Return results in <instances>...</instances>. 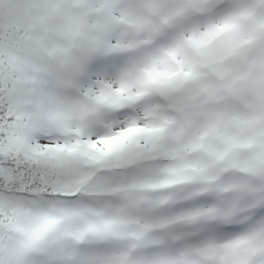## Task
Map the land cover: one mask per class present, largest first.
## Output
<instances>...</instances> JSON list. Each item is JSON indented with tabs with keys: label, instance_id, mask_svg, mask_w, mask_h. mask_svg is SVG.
<instances>
[{
	"label": "snow or ice",
	"instance_id": "6c2138e0",
	"mask_svg": "<svg viewBox=\"0 0 264 264\" xmlns=\"http://www.w3.org/2000/svg\"><path fill=\"white\" fill-rule=\"evenodd\" d=\"M0 264H264V0H0Z\"/></svg>",
	"mask_w": 264,
	"mask_h": 264
}]
</instances>
